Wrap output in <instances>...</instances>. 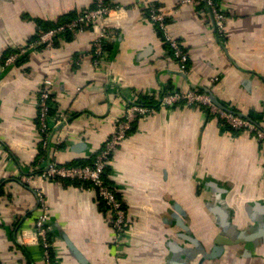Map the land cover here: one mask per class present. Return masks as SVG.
Segmentation results:
<instances>
[{
	"label": "crops",
	"instance_id": "obj_1",
	"mask_svg": "<svg viewBox=\"0 0 264 264\" xmlns=\"http://www.w3.org/2000/svg\"><path fill=\"white\" fill-rule=\"evenodd\" d=\"M110 2L124 11L113 14L117 33L102 67L94 66L93 32L67 34L54 51L39 48L5 67L9 51L51 22L77 18L94 0H0L1 263L43 264L35 231L41 193L57 264H264V148L201 107L160 105L171 89L200 88L231 112L264 123V0H223L224 37L210 12L182 0ZM149 4L170 16L168 30L189 57L185 70L149 19ZM46 79L54 82L58 112L68 117L48 138L39 108ZM130 100L156 112L136 122L107 175L128 212L117 242L92 185L28 179L42 160H93ZM220 236L235 243L217 246Z\"/></svg>",
	"mask_w": 264,
	"mask_h": 264
},
{
	"label": "built area",
	"instance_id": "obj_2",
	"mask_svg": "<svg viewBox=\"0 0 264 264\" xmlns=\"http://www.w3.org/2000/svg\"><path fill=\"white\" fill-rule=\"evenodd\" d=\"M182 2L194 5L200 13L203 12L201 8H205L204 10L210 12L212 25L217 34L222 37L225 36L227 15L223 0H182ZM94 4L93 8L72 21L41 31L37 38L28 45H21L15 48V51L5 60L4 66L8 67L15 64L19 58L39 48L54 51L58 41L67 34L93 32L95 35L92 46L94 66L97 68L102 67L107 56L105 51L106 43L113 39L117 33L116 29L111 25L113 14L123 12L124 8L112 6L106 0H94ZM146 9L149 19L158 25L163 33L164 41L170 46L173 56L178 60L182 70H185L189 57L184 51L182 44L168 30L170 16L163 8L155 4H149ZM53 95L54 82L46 79L41 85L39 97L40 127L44 138H48L53 130L61 123L66 122L68 118L58 112ZM160 105L167 108H173L178 105L204 107L212 116L219 118L235 132H246L255 136L264 148L263 122L252 121L250 118L231 112L229 109L219 108L212 102L210 93L201 91L199 88L189 90L171 89L163 95ZM52 110L55 111L53 114L51 113ZM155 112L156 109L154 107L130 100L127 103L123 118L118 122L116 130L96 154L93 164L68 166L60 165L55 161L46 162L42 160V170L30 176L28 180L31 181L40 175L49 180L89 182L96 189L99 198L110 212L115 240L119 242L127 232L128 212L122 199L118 196L117 188L106 181L105 173L111 165L114 154L131 133L134 124L139 120L153 116ZM38 201L41 214L35 221V231L43 248V264H57L54 257L56 235L49 224V209L41 193H38ZM0 264H2L1 261Z\"/></svg>",
	"mask_w": 264,
	"mask_h": 264
},
{
	"label": "trees",
	"instance_id": "obj_3",
	"mask_svg": "<svg viewBox=\"0 0 264 264\" xmlns=\"http://www.w3.org/2000/svg\"><path fill=\"white\" fill-rule=\"evenodd\" d=\"M106 2L107 3H109L110 5H112V6H115V5H113V4H111V2H110V0H106ZM95 5V4H94ZM94 7V6H93ZM159 7V6H158ZM76 17H74V18H71V19H68V20H65V21H62V22H51V24L49 25V27L48 28H45V29H43V31L44 30H48V29H51V28H55V27H57V26H60V25H63V24H66V23H68V22H70V21H72L73 19H75ZM158 31L160 32V34H161V36L163 37V33H162V31L160 30V28L158 27ZM37 37H35L33 40H35ZM31 42V41H30ZM12 52L11 51H9L8 52V54L10 55ZM25 57V56H24ZM22 58V57H21ZM20 60V58L18 59V61ZM17 61V62H18ZM200 89V88H199ZM201 91H205L206 92V90H204V89H200ZM54 98V97H53ZM144 101H146V100H144ZM145 103V102H144ZM151 103V102H150ZM150 103H148V104H150ZM146 106H150V107H154L155 108V106H151V105H146ZM201 108H203V109H205L206 110V108H204V107H201ZM156 109V108H155ZM207 111V113L209 114V115H211L209 112H208V110H206ZM55 111L54 110H52L51 111V113L53 114ZM212 116V115H211ZM136 124V123H135ZM135 124H134V126H135ZM134 126H133V128H132V130H131V133H132V131H133V129H134ZM226 126V125H225ZM227 128H230L229 126H227ZM231 129V128H230ZM231 131H234L233 129H231ZM235 132V131H234ZM95 159V158H94ZM94 159L93 160H91V161H89V162H85V163H80V162H78V163H75V164H71V165H68V166H80V165H90V164H93V162H94ZM45 161V160H44ZM38 165V163L36 164V166ZM41 170H42V168H40ZM111 165L107 168V170H106V173H105V179H106V181L109 183V184H112V185H114L113 184V181H111L110 179H109V177L107 176L110 172H111ZM62 181H73V182H78V183H84V184H89V185H91L89 182H82V181H79V180H62ZM115 186V185H114ZM118 196H119V194H118ZM99 197V196H98ZM120 197V196H119ZM104 203V202H103ZM104 206L106 207V205L104 204ZM52 236V235H51ZM55 257V256H54Z\"/></svg>",
	"mask_w": 264,
	"mask_h": 264
},
{
	"label": "water",
	"instance_id": "obj_4",
	"mask_svg": "<svg viewBox=\"0 0 264 264\" xmlns=\"http://www.w3.org/2000/svg\"><path fill=\"white\" fill-rule=\"evenodd\" d=\"M211 95V99H212V102L216 105V106H218L219 108H222V109H227V108H225L218 100H217V98L214 96V95H212V94H210ZM182 212V211H181ZM183 213V212H182ZM184 214V213H183ZM187 230H188V228L187 227H185ZM186 238L187 239H189V240H191L194 244H196V245H198L199 246V244H198V242H196L194 239H192V238H190L189 236H186ZM216 245L217 246H222V245H225V244H233V243H235L233 240H230V239H227V238H225L224 236H220V237H218L217 238V240H216Z\"/></svg>",
	"mask_w": 264,
	"mask_h": 264
}]
</instances>
